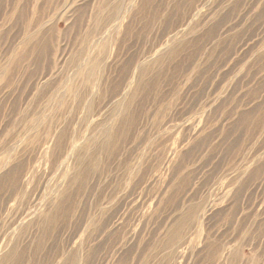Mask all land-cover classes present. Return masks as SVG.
I'll use <instances>...</instances> for the list:
<instances>
[{"label":"rangeland","instance_id":"1","mask_svg":"<svg viewBox=\"0 0 264 264\" xmlns=\"http://www.w3.org/2000/svg\"><path fill=\"white\" fill-rule=\"evenodd\" d=\"M0 264H264V0H0Z\"/></svg>","mask_w":264,"mask_h":264}]
</instances>
